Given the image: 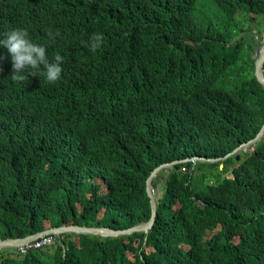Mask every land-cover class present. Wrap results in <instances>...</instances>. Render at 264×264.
Wrapping results in <instances>:
<instances>
[{
  "label": "trees",
  "instance_id": "16d2710c",
  "mask_svg": "<svg viewBox=\"0 0 264 264\" xmlns=\"http://www.w3.org/2000/svg\"><path fill=\"white\" fill-rule=\"evenodd\" d=\"M13 27L70 46L69 74L13 81L0 48L1 240L146 222L154 168L223 158L262 126L247 44L264 29V0H0V32ZM151 186L147 232L63 234L3 249L0 264H264V132L222 161L159 171Z\"/></svg>",
  "mask_w": 264,
  "mask_h": 264
},
{
  "label": "clouds",
  "instance_id": "9594fccd",
  "mask_svg": "<svg viewBox=\"0 0 264 264\" xmlns=\"http://www.w3.org/2000/svg\"><path fill=\"white\" fill-rule=\"evenodd\" d=\"M53 33L57 40H61L55 34V32ZM263 37H264V29L259 34L256 33L255 29L252 30V35L250 39L254 41L253 43L254 46H252V43L247 44L248 49L251 50V48H253V54L251 56L252 59L255 49L257 47H261L264 45ZM96 39L99 40V37H96ZM69 47L70 46L64 45L58 49H56L55 47H52L50 49L49 46L34 41L30 37L28 30L22 27H13L4 32H0V48L6 49L9 55V61L11 67V73L9 77L11 80L16 82L24 83V81L27 78V75H38L39 77H43V79L49 83H54L60 78H62V76H67L69 74L68 51H67ZM253 66H254V59H253ZM263 71H264V66H263ZM4 122L6 121L3 120L2 123ZM9 127L11 126L4 127V129L7 130ZM194 157H198V156H194ZM99 177L102 178L101 182L104 186L109 187L110 185H112L113 180L104 177L103 174L101 173H99ZM159 187L158 189H161ZM151 192L153 196L156 198L152 186H151ZM63 226H68V225H63ZM74 226H78V225H74ZM63 234H70V233H63ZM63 234H59V235L48 234L39 239L29 242L26 245H22L18 247H8V248H16V250H18L20 253H24L25 250L27 249H31V248L35 249V248L43 247L45 245L49 246L54 242L55 239L54 237L61 236ZM71 235H75V234H71ZM76 235H94V234H76ZM8 248H4V249H8Z\"/></svg>",
  "mask_w": 264,
  "mask_h": 264
},
{
  "label": "water",
  "instance_id": "95a60500",
  "mask_svg": "<svg viewBox=\"0 0 264 264\" xmlns=\"http://www.w3.org/2000/svg\"><path fill=\"white\" fill-rule=\"evenodd\" d=\"M264 39V37H263ZM254 77L256 78L257 82L264 88V71H263V66H264V45L261 47H257L255 49L254 55ZM264 132V120L262 123V126L257 133V135L249 140L246 143L241 144L237 148H235L231 153L227 154L223 158H203V157H193L190 159H185V160H175L172 162L168 163H163L156 167L149 175V177L146 179V195L149 198V204H150V218L143 223H140L138 225H135L133 227L120 230V229H111L108 227H99L97 224L96 227H84V226H74V225H68V226H59L56 228H50L41 232H37L32 235L25 236L23 238H15V239H0V250L8 247H18L22 245H26L27 243L34 241L36 239H39L45 235L52 234V235H59L63 233H70V234H94L98 235L100 237H115L119 235H127L131 234L134 232H146L151 229L154 218H155V203L158 201L156 198L153 196L151 192V182L153 178L156 176V174L161 171L164 172L167 168H170L173 165L183 163V162H196V161H202V162H218L222 161L225 158L237 153L239 150L245 149L249 145L253 144L256 140H258ZM238 157H236L237 159ZM161 188V186L159 187Z\"/></svg>",
  "mask_w": 264,
  "mask_h": 264
},
{
  "label": "rangeland",
  "instance_id": "374dc122",
  "mask_svg": "<svg viewBox=\"0 0 264 264\" xmlns=\"http://www.w3.org/2000/svg\"><path fill=\"white\" fill-rule=\"evenodd\" d=\"M154 194L157 198L159 197V193L155 192Z\"/></svg>",
  "mask_w": 264,
  "mask_h": 264
},
{
  "label": "bare ground",
  "instance_id": "6f19581e",
  "mask_svg": "<svg viewBox=\"0 0 264 264\" xmlns=\"http://www.w3.org/2000/svg\"><path fill=\"white\" fill-rule=\"evenodd\" d=\"M154 222V221H153Z\"/></svg>",
  "mask_w": 264,
  "mask_h": 264
}]
</instances>
